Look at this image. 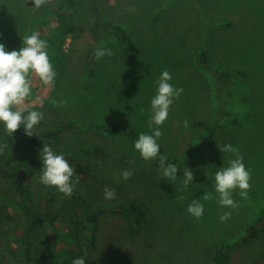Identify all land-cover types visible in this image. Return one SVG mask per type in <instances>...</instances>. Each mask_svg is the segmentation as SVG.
Listing matches in <instances>:
<instances>
[{"label": "rangeland", "instance_id": "rangeland-1", "mask_svg": "<svg viewBox=\"0 0 264 264\" xmlns=\"http://www.w3.org/2000/svg\"><path fill=\"white\" fill-rule=\"evenodd\" d=\"M98 2L100 17L92 0L84 13H70L68 0H48L39 9L34 0H0V43L9 51L19 50L24 35L38 32L49 44L57 73L54 86L32 77V95L24 105L44 114L35 134L27 136L22 125L9 136L0 123V141H27L60 127L62 132L48 145L79 176L67 197L39 180L44 145L5 146L4 156L15 152L18 158L0 167V264H25L22 184L31 185L46 217L41 235L48 258L69 249L96 260L118 258L123 264H210L218 247L231 245V264H264V231L241 240L264 219V210L254 217L258 206L264 207V0ZM133 6L135 12H130ZM118 25L128 34V48ZM101 41L114 54L96 61L92 54ZM195 49L208 50L215 70L198 63ZM164 70L172 76L170 83L184 89L160 126L158 140L162 146L165 137L172 138L165 149L171 153L167 162L179 169L175 184L163 179L159 191H150L151 175L144 172L155 161L141 158L134 141L140 132H153L155 126L148 125L151 99ZM54 100L66 101V106L57 107ZM111 124L117 125L112 133L105 130ZM229 143L251 171L248 198L234 192L239 202L234 209L222 208L217 199H203L205 192L217 195L215 172L236 158L217 146ZM185 167L194 173L186 190ZM124 169L133 172L128 180L120 175ZM105 187L115 189V199L104 198ZM75 192L101 208L95 244L89 209ZM179 195L185 199L178 200ZM193 199L204 205L201 219L187 212ZM130 201L148 209V223L135 233L130 232L131 220L114 210ZM227 211L231 217L221 222Z\"/></svg>", "mask_w": 264, "mask_h": 264}, {"label": "clouds", "instance_id": "clouds-1", "mask_svg": "<svg viewBox=\"0 0 264 264\" xmlns=\"http://www.w3.org/2000/svg\"><path fill=\"white\" fill-rule=\"evenodd\" d=\"M48 0H34V8L39 9ZM130 12H135V8L130 7ZM22 47L19 50L9 51L4 43H0V123L4 125L9 136L23 125L25 134L29 137L34 135V128L44 118L43 112L32 110L30 106H25V100L32 95V77H38L44 85H55L57 75L48 54L49 44L40 38L38 32L22 37ZM114 53L111 49L104 47L103 41L97 44L93 52L96 61L105 56L111 57ZM172 76L169 71L164 70L157 80V92L151 99V115L148 125L153 128L152 134L144 132L138 133V138L134 141V149L139 152L141 158L147 161H157L159 163L161 179H167L175 184L178 167L167 162L166 155H161V145L158 143L163 133L160 126L167 120L171 106L178 100L184 92L182 87H175L170 81ZM57 107H65L66 101H53ZM43 105H41L42 107ZM188 122L185 121V127ZM223 153H233L235 159L228 160L227 167H221L215 172L214 188L215 197L212 193L205 192L204 200L217 199L222 208L234 209L239 207V202L234 200L233 193L238 191L241 199H247L251 188V171L244 164L243 155L232 144L217 145ZM5 145H0V154L3 153ZM42 160L40 182L47 187H54L60 193L71 197L76 184L79 183V176L76 169L71 165L63 154H57L53 148L44 143L40 151ZM121 177L128 180L133 175L129 169L121 172ZM76 176L75 181L73 177ZM183 188L186 190L194 180L193 171L185 167L183 174ZM104 198L112 200L116 198L115 189L105 187ZM183 201L185 196L176 197ZM187 212L201 219L204 214V205L199 199H193L187 207ZM231 217V212H223L220 221L226 222ZM72 264H86L83 256L72 261Z\"/></svg>", "mask_w": 264, "mask_h": 264}, {"label": "trees", "instance_id": "trees-1", "mask_svg": "<svg viewBox=\"0 0 264 264\" xmlns=\"http://www.w3.org/2000/svg\"><path fill=\"white\" fill-rule=\"evenodd\" d=\"M89 0H68V10L70 13H75L81 11L80 13H84L85 7H87V2ZM94 4V10L97 11L98 16H101V10L98 8L99 2L98 0H92ZM80 7V8H79ZM79 8V9H78ZM78 10V11H77ZM102 19V18H100ZM118 28L120 39L123 44V47L128 48L129 38L126 30L121 26H116ZM199 60L209 69H214L212 65V60L210 58L208 50H203L199 54ZM215 70V69H214ZM220 78L221 71L216 70L215 74ZM70 129L72 127L69 126ZM66 128V127H65ZM68 128V127H67ZM117 129L116 124H111L110 126L106 127L105 130L112 133ZM61 128L58 127L56 129V133L52 131L44 130L43 132L39 133L36 136H33L31 139L25 141L23 139L16 140L14 142H5L0 141V145L5 146H22L24 144H28L30 146L36 145H44V143L52 144L54 135L59 136L61 133ZM59 139V138H58ZM57 139V140H58ZM4 150L2 154H0V167L4 164V162H10L12 159L18 158L15 152L8 153ZM22 160L26 161L27 163L32 164L31 158L26 156H22ZM33 168V167H32ZM16 174V173H15ZM19 191L21 193V200L19 202V206L23 209L24 213V235L22 237V244L24 246L22 251V258L25 264H72V261L78 257L83 256L85 258L86 264H123V262L118 258H104L103 260H96L91 255L85 254L83 252L75 253L69 249H62L60 254L53 258V257H45V248L42 239V230L45 228L46 225V217L40 211L39 207H37V196L36 192L31 188V185L22 184L19 187ZM75 195L78 199H80L83 203H85L89 209L87 220L92 224V243H96V229L99 225V218L98 213L101 211L100 207L94 206L86 200L82 195L75 192ZM116 212L126 215L130 220V232L135 233L137 230L140 229V226L146 225L148 223V209L144 204L130 201L127 203L122 204L120 207L114 209ZM264 217V216H263ZM249 234L243 235L241 240L247 241L251 238H254L258 235L261 231H264V222L262 226L258 227L256 225L252 226L250 229ZM253 230V231H252ZM233 246H227V248L218 247L210 257V264H231V252L230 249ZM229 249V250H228Z\"/></svg>", "mask_w": 264, "mask_h": 264}, {"label": "crops", "instance_id": "crops-1", "mask_svg": "<svg viewBox=\"0 0 264 264\" xmlns=\"http://www.w3.org/2000/svg\"><path fill=\"white\" fill-rule=\"evenodd\" d=\"M109 3H110V5L109 6H111V2L109 1ZM203 36H204V38H205V35H202L201 33H200V38L202 37V42L204 43V45H205V40H203ZM200 52H201V49H195V54H196V57H197V61H198V63H199V54H200ZM215 105V104H214ZM121 128V127H120ZM172 142V138H168V137H165L163 140H162V143H163V145L161 146V148L162 149H164V151H166V152H163V151H160V153H161V155H166V157H167V159L171 156L170 154V152L169 151H167V150H165L166 149V146H167V144L168 143H171ZM185 142H188V140L187 141H185ZM119 148V147H118ZM170 153V154H169ZM153 167L155 168H152V167H150V169H147V170H145V172H144V174H150L151 175V182L149 183V185H150V187H149V190L150 191H159L160 190V187L158 186L159 184H161L162 182H163V179H161V177H160V169H159V163H158V160L157 161H155V164L153 165ZM256 202H260V199L259 198H257L256 199ZM252 206V208H253V210H254V206L253 205H251ZM263 206H264V204H263ZM258 208H259V210H258V213H256L255 215H254V217H255V219L257 220V218H259L260 216H261V214H262V212H263V210H264V207H262V206H258ZM264 218V217H263Z\"/></svg>", "mask_w": 264, "mask_h": 264}, {"label": "water", "instance_id": "water-1", "mask_svg": "<svg viewBox=\"0 0 264 264\" xmlns=\"http://www.w3.org/2000/svg\"><path fill=\"white\" fill-rule=\"evenodd\" d=\"M263 221H264V219H263ZM263 221L259 223V226H262ZM252 231H253V230H252Z\"/></svg>", "mask_w": 264, "mask_h": 264}]
</instances>
